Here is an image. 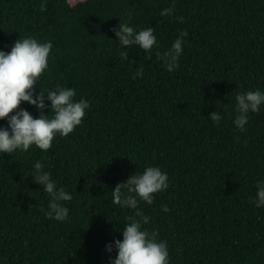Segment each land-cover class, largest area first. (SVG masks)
Returning <instances> with one entry per match:
<instances>
[{"label":"trees","instance_id":"trees-1","mask_svg":"<svg viewBox=\"0 0 264 264\" xmlns=\"http://www.w3.org/2000/svg\"><path fill=\"white\" fill-rule=\"evenodd\" d=\"M71 1L46 0L41 11V0H0V49L26 35L52 42L33 88L71 87L89 101L47 150L0 153V264H108L115 249L105 244L134 215L112 204L111 190L146 165L167 173L168 187L137 207L149 217L142 227L167 241L169 264H264V206L249 199L264 178V105L243 131L232 122L236 93L264 90V0ZM119 18L153 27L148 53L127 46L120 57ZM182 32L167 71L157 52ZM214 110L218 123L207 118ZM37 160L72 195L65 221L41 211L49 197L30 176Z\"/></svg>","mask_w":264,"mask_h":264},{"label":"clouds","instance_id":"clouds-1","mask_svg":"<svg viewBox=\"0 0 264 264\" xmlns=\"http://www.w3.org/2000/svg\"><path fill=\"white\" fill-rule=\"evenodd\" d=\"M45 2L41 0V11L45 9ZM170 11L168 8L162 9L161 15ZM128 17H131V13H128ZM177 19L183 20V17ZM111 30L115 34L121 58H127V46H138L148 53L156 42L151 26L135 30L130 23L119 18L118 24ZM186 35V32H182L170 47L157 52L165 70L172 71L177 67ZM51 48L50 40H38L33 35H26L17 38L7 51L0 49V120L6 122L0 124V153L26 151L31 145L47 150L54 136H65L81 123L89 107V101L83 96L74 99L75 89L71 87L57 85L43 91L33 88L48 66ZM141 75L142 69L138 68L133 78ZM22 102L35 106L38 115L33 117L26 108L20 107ZM261 105H264V90L256 88L237 92L232 121L234 126L243 131L249 112L258 111ZM45 108L48 109L47 113L43 111ZM207 118L218 123L221 115L214 110ZM30 176L48 194L47 207L41 208L43 215L58 221L67 220L69 208L63 202L72 199L71 193L63 186H57L40 160L32 164ZM167 187V173L154 165H146L141 172L135 171L125 181L116 183L111 190L112 204L133 209L134 215L125 218L126 223L120 229L122 238H114L105 244L106 252L111 253L115 249V256H108V264H169L167 241L156 238L155 228L149 231L142 227L149 217L137 207L138 200L151 204L153 193ZM249 199L257 208L264 206V178L256 181L254 196ZM161 208L164 212L169 210L167 205H161Z\"/></svg>","mask_w":264,"mask_h":264},{"label":"rangeland","instance_id":"rangeland-1","mask_svg":"<svg viewBox=\"0 0 264 264\" xmlns=\"http://www.w3.org/2000/svg\"><path fill=\"white\" fill-rule=\"evenodd\" d=\"M77 1H79V0H74V1H71V2L74 3V2H77Z\"/></svg>","mask_w":264,"mask_h":264}]
</instances>
